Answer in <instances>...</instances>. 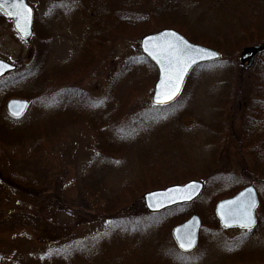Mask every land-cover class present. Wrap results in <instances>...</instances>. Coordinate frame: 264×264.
Wrapping results in <instances>:
<instances>
[{"label":"rangeland","instance_id":"obj_1","mask_svg":"<svg viewBox=\"0 0 264 264\" xmlns=\"http://www.w3.org/2000/svg\"><path fill=\"white\" fill-rule=\"evenodd\" d=\"M171 1L172 7L165 0L111 5L122 17L152 16L148 32L174 28L220 52L168 106L152 103L157 73L140 52L141 37L108 36L109 21L93 11L94 0H28L37 17L29 41L0 14V58L16 64L0 79V138L13 136L0 141V264H264V185H256L261 201L252 231L224 230L213 213L216 201L249 183L239 171L232 106L249 96V73L236 64L244 46L264 43V0ZM42 34L48 41L39 62L72 65L79 96L70 98L72 91L60 86L32 99L36 79H22L36 70ZM12 97L32 99L20 119L5 112ZM100 129L101 145L93 148ZM92 157L91 186L117 194L132 176L131 184L142 186L128 185L130 199L113 214L99 212L88 198L89 174L82 170ZM191 179L205 185L194 202L160 213L145 209L144 192ZM185 212V219L201 218L189 253L171 236Z\"/></svg>","mask_w":264,"mask_h":264},{"label":"trees","instance_id":"obj_2","mask_svg":"<svg viewBox=\"0 0 264 264\" xmlns=\"http://www.w3.org/2000/svg\"><path fill=\"white\" fill-rule=\"evenodd\" d=\"M112 2L113 0H94L93 7V9L95 8L93 10L94 12L100 11V13L104 14V18H106V21H109V25L107 26V28H109L108 36L125 35L128 37L136 36L137 38H139L149 30H153L149 27L151 23L149 18H151L152 16L146 15V17H143V14L133 13V15L126 14L125 17H122L120 12H112ZM171 2V0H165V5L169 4L168 7H172L170 6ZM116 13H118V15ZM36 23L37 17L35 18V24ZM46 37H48V34H42L44 43L41 44L40 42H38L36 45V47H39L36 53L37 55H39V57L37 59L36 55V58L34 60L35 62L33 61V66L36 69L35 72L30 75L29 69L26 73H24L25 77H23L22 79L23 81H27L30 77H35L36 80L33 84V91L37 92V96L33 97L32 99L38 98V96L39 98H44L45 95H48L47 93L50 91V89H52V87L58 88L60 86L66 88L67 91H72V93L68 95L70 98L79 96L81 92L77 91V86H79L78 78L80 77H77V72L70 70L72 65L65 68L64 63L59 64L56 62H46L44 60L43 63L39 62L40 56L41 54H43L42 50L47 46L48 38ZM108 39L111 40V38ZM40 46L43 47L42 50ZM133 65V59L129 58L123 65V68L129 71V69ZM204 65L205 64L197 66L195 68V71ZM236 65L237 68H239L243 72L249 73V92L247 94L249 95L248 99L246 96L244 104H241L240 106H232L236 110L235 114L237 113V117L239 118L238 129L235 130L233 127L231 129V133L236 140L237 153L240 157L239 171H241V175L249 183L264 185V183H260L258 181V179L264 178V53L257 57L254 65L248 70L244 69L238 64ZM38 70H40L39 73ZM87 70L88 69H86L85 71ZM141 83L142 82L139 83V80H137L134 85L141 87ZM240 87L241 85H238V88ZM32 99H30L31 103ZM107 121L105 120L104 122H100V128L102 127L101 125L107 123ZM103 135L104 132L102 131V129H100L98 133H96L94 137L95 141L93 142V148H97L101 145L100 137ZM12 137L13 136H11V138ZM11 138L2 137L0 138V141H3L4 144ZM95 152L96 153L93 156L94 158L98 151ZM93 157L92 159L90 158V160L85 164L82 170V173L85 172L89 174L86 185L87 192L89 194L88 198L91 203L95 205L96 209L99 210V212L110 215L113 214L116 210L120 209L122 207V204L126 203V201L130 199V193L124 191L126 190V187L130 186V188L134 190L142 186L141 184L139 186L131 184L132 179L136 180V178L133 176L127 177L123 180L121 184L122 186H124L123 190L121 193L117 194L111 193L112 191L116 190L113 188L104 190L99 187L91 186L90 183L94 181V174L91 176V170L94 165V163L92 162L94 161ZM8 160L9 158H7V161ZM10 160H12V158H10ZM95 163L100 162L95 161ZM102 166L103 163L96 167L99 169L102 168ZM137 177L139 179L142 178V176ZM140 183H142L141 179ZM240 188L242 187H239L237 190H239ZM186 213L187 212L184 213L182 219H185L184 216L186 215Z\"/></svg>","mask_w":264,"mask_h":264},{"label":"water","instance_id":"obj_3","mask_svg":"<svg viewBox=\"0 0 264 264\" xmlns=\"http://www.w3.org/2000/svg\"><path fill=\"white\" fill-rule=\"evenodd\" d=\"M12 2L13 0H8L7 4H4L2 7H0V9L6 15L10 11V4ZM24 3L28 6V8L31 9V13L30 23L28 25H25L24 22L21 21V28L23 29V31L18 30L16 19L14 17H10L9 15H7V17L11 19L12 26L17 34L22 39L29 40L32 35L33 10L26 0H24ZM182 41H186L187 45L192 46L193 49H207L210 52L217 53V55L211 58H197L195 63L189 62L190 66H187L186 71L183 72L182 79L176 81V83H178L179 85V91L171 100H168L166 103H161L160 101H163L165 99L164 93L167 92L170 94V86L167 85L168 77L170 74L174 75V72L169 69V56L172 57V69H174L176 56L180 55V52H178L177 49L184 48V44L182 43ZM139 48L141 53L144 54L153 63L157 70V78L153 86L151 97L152 103L155 105H167L173 102L181 93L185 80L189 76L192 68H194L196 65L215 61L221 57L219 51L190 41L184 35L173 28H163L159 31L144 35L140 39ZM263 51L264 43L243 47L239 53L240 64L243 65L246 69L251 68L255 62L257 54ZM161 61H163V63H161ZM0 62H2L4 65H7L6 68L0 71V77L6 72L13 71L15 69V66L13 64L5 60L0 59ZM28 107L29 101L22 98H11L5 104L7 113L14 118L21 117L27 111ZM261 181L264 182V179H262ZM203 189L204 183L202 181L191 179L183 184H171L164 188H157L146 191L145 193H143L142 199L144 207L148 212H160L176 205L192 202L193 200L198 198ZM248 189L252 190L251 193L247 191ZM250 199L255 201V205L251 210L252 215L255 219V223L254 225H252L251 229L254 228L256 225L255 209L258 204V195L255 187L252 184L245 186L232 197L221 199L215 204L214 214L219 220L220 225L223 228L228 229H246L237 224L233 219H225V217L239 212L243 205ZM200 225V217L196 214H192L185 221L178 225H175L171 229L172 239L179 250L188 252L195 248L198 241V232ZM189 234H191V237L194 239L193 246L191 248H181V239H187L189 237Z\"/></svg>","mask_w":264,"mask_h":264},{"label":"snow or ice","instance_id":"obj_4","mask_svg":"<svg viewBox=\"0 0 264 264\" xmlns=\"http://www.w3.org/2000/svg\"><path fill=\"white\" fill-rule=\"evenodd\" d=\"M7 3L8 0H0V7ZM30 13L31 9L28 8V6L24 3V0H13V2L10 4V11L7 13V15H9L10 17H14L16 19L18 30L23 31V29L21 28V21H23L25 25H28L30 23ZM182 43L184 44V48L177 49V51L180 52V55L176 56L174 69H172V57L169 56V69L174 72V75L170 74L168 77L167 85L170 86V94L167 92L164 93L165 99L163 101H160L161 103H166L168 100H171L179 91V85L178 83H176V81L182 79V74L186 71L187 66H190V63H195L197 58H211L217 55V53L210 52L207 49H193L192 46L187 45L186 41H182ZM161 63H163V61H161ZM6 67L7 65H4L2 62H0V71H2ZM247 191L251 193L252 190L248 189ZM254 205L255 201L250 199L243 205L239 212L233 213L230 216H226L225 219L231 218L241 227L246 228L250 231L252 225H254L255 223V219L251 211ZM193 244L194 239L191 237V234H189V237L187 239H181L180 247L191 248Z\"/></svg>","mask_w":264,"mask_h":264},{"label":"bare ground","instance_id":"obj_5","mask_svg":"<svg viewBox=\"0 0 264 264\" xmlns=\"http://www.w3.org/2000/svg\"><path fill=\"white\" fill-rule=\"evenodd\" d=\"M153 17H155V15H153ZM250 45H253V44H250ZM247 46H249V45H247ZM42 51H45V49H43ZM262 53H264V51L263 52H261V53H259V54H257V56H256V58H255V60L257 59V57L259 56V55H261ZM238 65L239 66H241V67H243L244 68V66L243 65H241L240 64V62H238ZM196 68V67H195ZM195 68H192V70L190 71V76L195 72ZM156 70V69H155ZM156 72H157V70H156ZM258 195V194H257ZM233 195H229V196H227V197H224V198H229V197H232ZM260 199L258 198V204H257V206H256V209H257V207L259 206V204H260ZM256 209H255V211H256ZM256 223L258 224V221L256 220ZM256 224V225H257Z\"/></svg>","mask_w":264,"mask_h":264}]
</instances>
